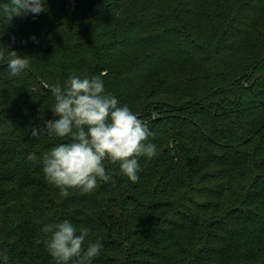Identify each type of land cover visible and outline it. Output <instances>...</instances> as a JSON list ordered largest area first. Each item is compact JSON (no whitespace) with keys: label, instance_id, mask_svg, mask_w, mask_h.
<instances>
[{"label":"trees","instance_id":"trees-1","mask_svg":"<svg viewBox=\"0 0 264 264\" xmlns=\"http://www.w3.org/2000/svg\"><path fill=\"white\" fill-rule=\"evenodd\" d=\"M6 4L0 50L30 67L13 77L0 61L1 264H58L43 228L65 220L88 230L83 250L102 244L90 264H264V0H46L13 17ZM72 75L99 76L148 128L157 154L138 158V182L107 160L88 193L46 179L45 155L71 137L31 131L57 118L45 83Z\"/></svg>","mask_w":264,"mask_h":264},{"label":"clouds","instance_id":"clouds-1","mask_svg":"<svg viewBox=\"0 0 264 264\" xmlns=\"http://www.w3.org/2000/svg\"><path fill=\"white\" fill-rule=\"evenodd\" d=\"M3 10L13 17L28 13L39 15L48 8L46 0H8ZM29 39L36 41L35 36ZM5 59L13 77L30 67V57H21L11 44L0 50V61ZM44 87L50 88L55 97L52 111L57 118L46 121L43 128H32L31 136L39 139L46 131L60 138L71 137L70 142L58 144L45 155L43 172L48 182L59 188L63 196L69 194V189L88 193L95 189L98 179L110 180L105 160L111 164L119 162L128 180L138 182V158L154 157L157 148L151 142L146 143L150 132L144 122L127 105L121 106L116 97L105 92L104 81L99 76L81 79L72 75L63 88L47 83ZM34 158V155L28 156L29 160ZM43 232L51 234L45 245L58 264H68L73 257L77 258L73 264H90L102 248L100 242H95L83 250L88 230L78 234L68 220L45 225Z\"/></svg>","mask_w":264,"mask_h":264},{"label":"water","instance_id":"water-1","mask_svg":"<svg viewBox=\"0 0 264 264\" xmlns=\"http://www.w3.org/2000/svg\"><path fill=\"white\" fill-rule=\"evenodd\" d=\"M0 264H1V256H0Z\"/></svg>","mask_w":264,"mask_h":264}]
</instances>
